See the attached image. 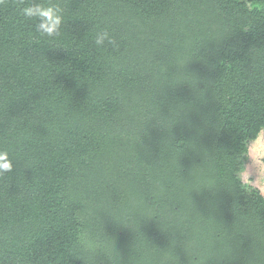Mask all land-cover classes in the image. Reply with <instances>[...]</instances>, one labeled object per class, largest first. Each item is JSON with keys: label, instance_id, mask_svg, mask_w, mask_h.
<instances>
[{"label": "trees", "instance_id": "obj_1", "mask_svg": "<svg viewBox=\"0 0 264 264\" xmlns=\"http://www.w3.org/2000/svg\"><path fill=\"white\" fill-rule=\"evenodd\" d=\"M29 2L0 7V264H264L229 171L264 124V0H52L54 39Z\"/></svg>", "mask_w": 264, "mask_h": 264}, {"label": "clouds", "instance_id": "obj_2", "mask_svg": "<svg viewBox=\"0 0 264 264\" xmlns=\"http://www.w3.org/2000/svg\"><path fill=\"white\" fill-rule=\"evenodd\" d=\"M7 4L8 0H0V7H6ZM246 7L251 8V0ZM20 15L26 21L32 22L35 34L39 38H57L61 36L65 27L66 8L52 0H45L43 3H33L30 0L20 7ZM106 41L109 44H116L108 31L101 30L96 33L94 44L97 47H103ZM18 162L20 161L8 149H0V178L14 174ZM229 171L235 187L252 195L264 196V124H257L248 130ZM157 187L161 192L166 191L163 184H158ZM187 215L188 209L185 208L182 216ZM97 246L94 242L84 245L89 257Z\"/></svg>", "mask_w": 264, "mask_h": 264}]
</instances>
